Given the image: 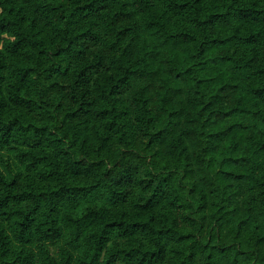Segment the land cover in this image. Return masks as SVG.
<instances>
[{
  "label": "trees",
  "instance_id": "1",
  "mask_svg": "<svg viewBox=\"0 0 264 264\" xmlns=\"http://www.w3.org/2000/svg\"><path fill=\"white\" fill-rule=\"evenodd\" d=\"M0 264H264V0H0Z\"/></svg>",
  "mask_w": 264,
  "mask_h": 264
}]
</instances>
